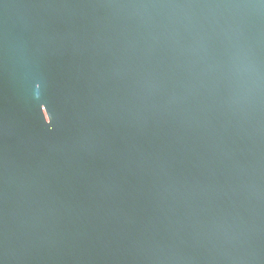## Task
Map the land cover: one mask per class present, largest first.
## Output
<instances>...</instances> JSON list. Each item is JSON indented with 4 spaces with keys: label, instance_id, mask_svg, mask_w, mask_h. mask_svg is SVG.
I'll return each mask as SVG.
<instances>
[{
    "label": "water",
    "instance_id": "obj_1",
    "mask_svg": "<svg viewBox=\"0 0 264 264\" xmlns=\"http://www.w3.org/2000/svg\"><path fill=\"white\" fill-rule=\"evenodd\" d=\"M0 264H264V0H0Z\"/></svg>",
    "mask_w": 264,
    "mask_h": 264
}]
</instances>
